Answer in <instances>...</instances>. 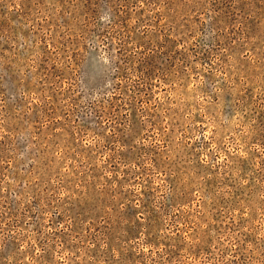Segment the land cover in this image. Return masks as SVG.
Instances as JSON below:
<instances>
[{"label": "rangeland", "instance_id": "374dc122", "mask_svg": "<svg viewBox=\"0 0 264 264\" xmlns=\"http://www.w3.org/2000/svg\"><path fill=\"white\" fill-rule=\"evenodd\" d=\"M0 264H264V0H0Z\"/></svg>", "mask_w": 264, "mask_h": 264}]
</instances>
